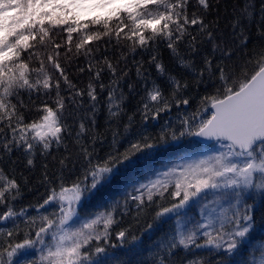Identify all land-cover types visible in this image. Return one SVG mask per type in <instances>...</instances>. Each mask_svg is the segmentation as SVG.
<instances>
[{
  "label": "snow or ice",
  "instance_id": "obj_1",
  "mask_svg": "<svg viewBox=\"0 0 264 264\" xmlns=\"http://www.w3.org/2000/svg\"><path fill=\"white\" fill-rule=\"evenodd\" d=\"M197 3L203 14L193 12L190 16L189 0H0V159L3 158L2 153L11 154L14 149H23L27 166L34 167L38 148L40 155H48L53 144L59 146L63 142L62 134L71 127L67 121L76 115L73 111L66 114V109L83 107V100L78 102L77 98H82L85 93L72 84L65 74L66 69L61 67L62 45L52 42L46 24L60 27L67 33L66 59L72 52L74 33L78 37L76 56L83 52L85 57H89L91 42L108 37L107 42L111 43L113 35L117 45L122 40L130 42L124 46L132 54L137 48L147 49L161 40L167 41V47L178 55L177 44L183 42L186 36L190 37L189 47L195 52L197 37L192 35L189 27L196 26L200 43H210L213 54L220 53L221 61L215 65L218 76L213 72L212 57H205V66L199 70L198 82L203 81L205 71L219 82L213 94L201 98V105L210 115L202 117L199 123L195 122L196 114L185 118L178 132L164 127L158 137L141 136L130 142L123 152L114 150L93 163V152L81 143L85 132V124L81 120L76 143L80 144L87 167L70 184L65 183L62 176L58 177V190L51 187L50 194L37 206L38 210L53 206L57 211L27 217L23 220V231L17 221L26 215V211L21 209L17 212L11 206V202L20 196V185L0 167V205L7 208L0 214V222L12 223L11 228L0 227V264H38L36 260L24 259L32 249L40 253L39 264H106L102 257L109 254V248L102 245L110 239V228L115 223L114 214L119 205L84 217L80 216L79 208L102 186L111 183L123 167L135 163L138 156L186 137L215 139L224 144L227 151L182 161L136 186L133 191L138 194H129L124 204L127 205L129 200L135 201L138 215L145 211L146 206L151 208L154 202L159 209L152 222L147 224L146 231L166 217L179 220L193 201L207 200L209 194L219 201L235 200L237 205L250 190L264 196V47L254 48L251 53L240 50L246 49L248 42L242 20L254 14L250 11L252 6L245 4L240 16L232 23L231 34L224 37L218 34V21H205L211 7L210 0H197ZM95 9L108 11L103 17L96 15L90 20L81 19L82 15ZM260 13L264 19V4ZM237 28H240L239 33ZM46 38H49L48 43H52V49L46 50L42 58L35 49L37 45L47 49ZM237 40H240L239 45H236ZM234 57L242 58L241 62H233L231 67L223 63ZM45 58L59 78L53 80ZM34 60L38 62L36 67L31 66ZM156 61L157 57L153 55L150 63L155 62L157 71L163 74L164 65ZM179 62L183 67H192L191 62L182 57ZM102 63L113 76L116 75L117 69L107 56L103 57ZM92 67L90 61L88 70L91 71ZM83 71L85 69L80 68V72ZM102 71L103 68L96 71L97 79ZM137 75H142L140 67H137ZM60 78L69 91L67 99L61 95ZM116 83L111 82L113 85ZM169 84L170 97H165L156 84L147 92V101L140 110L143 120L147 121L150 117L158 119L162 112L170 110L172 101L176 105L189 103L187 98H178L188 88L187 81L181 82L177 77L170 76ZM104 87L101 83V90ZM53 91L55 97L52 103L42 101L35 107L40 113L38 118L25 123L24 111L28 108L21 99V93L26 92L31 100L33 92L50 96ZM114 92L115 88L110 85L108 111L111 117H118L122 112L123 96L117 100ZM87 96L95 112L97 97L92 83L88 84ZM199 112L198 108L197 114ZM132 120L130 116L129 124L125 125L126 131ZM95 139L93 137V145ZM113 139L115 143V135ZM68 159L64 157L59 161L61 168L67 167ZM44 168L47 169L48 165L45 164ZM44 179H49L47 172ZM165 193L174 200L167 207L160 202ZM253 209L254 204L245 203L242 215L238 208L231 216L228 210L221 208L218 216L210 213L204 223L191 228L177 224L173 235L166 242L159 243L158 251L165 253L160 255L159 264H176L178 252L193 248L205 249L210 255L218 256L216 264H230L231 257L237 254L254 228ZM21 235L23 239H19ZM116 237L120 246L135 244L140 239L134 235L129 239L128 230H120ZM201 238L203 243H198ZM116 246L111 245L112 248ZM180 264H207V261L203 258L186 259ZM259 264H264V247Z\"/></svg>",
  "mask_w": 264,
  "mask_h": 264
},
{
  "label": "trees",
  "instance_id": "obj_2",
  "mask_svg": "<svg viewBox=\"0 0 264 264\" xmlns=\"http://www.w3.org/2000/svg\"><path fill=\"white\" fill-rule=\"evenodd\" d=\"M210 4L211 7L205 15V21H218V34L224 37H228L231 34L232 23L240 16L241 9L244 8L245 4L251 5L250 11H253L254 14L242 20L244 35L248 37V42L246 49L241 48L240 50H246L251 53L254 48L264 47V19H262L260 13L264 0H210ZM107 11L108 9L91 10L87 14L82 15L81 19L90 20L92 16L96 15L103 17ZM193 12L203 14L197 0H189L188 13L191 16ZM46 27H49L52 42L62 45L60 63L61 67L66 69L65 74L72 84L85 94L82 98H77L78 102L80 99L83 100V107H69L66 109V114L67 111H73L76 115L67 121L71 127L62 134L63 142L59 146L53 144L48 155H40V149L38 148L34 157V167L27 166V157L23 149H14L11 154L2 153L3 158L0 159V167L4 169L5 174L9 177H14L20 185V196L11 202V206L17 212H20L21 209L26 211L25 217H21L17 221L22 231L25 230L23 220L27 219V217H38L40 215L39 211H47L48 214L57 210L53 206H45L43 209L38 210L37 206L42 204L50 194L51 187H57L58 190V177L62 176L65 183L70 184L78 176H81L87 167V161L80 152V144L76 143V132L79 131L81 120L85 124V132L82 134L81 143L88 148L89 152H93V163H95L97 158L103 159L107 153L114 150L123 152L130 142L139 139L141 136L158 137L164 127L173 128L178 132L181 129V122L185 118H191L193 114H196L195 120L202 117L207 118L210 112L205 111L201 105V98L206 94H213L219 84L218 80L214 81L210 78L208 71H205L203 81L198 82L200 79L199 70L205 66V57L213 58V72L217 76L215 65L221 61L220 53L216 52L213 54L210 43H200V36L196 26L189 27L192 35L197 37V49L195 52H192L189 47L190 37L186 36L183 42L177 44L178 55L167 47V41L161 40H157L154 45H150L147 49L137 48L135 54H132L124 46L130 42L122 40L121 44L117 45L113 35L111 43L107 42L108 37H104L100 41L91 42L89 47L92 48V53L89 57H85L83 52L76 56L75 43L78 42V37L74 33L71 46L72 52L68 54L69 59L64 56L65 48L67 47V33L62 31L60 27H52L47 24ZM236 31L239 33L240 28H237ZM48 39L46 38L47 49L39 45L35 49L42 58L46 50L51 51L52 49V43H48ZM239 44L240 40H237L236 45ZM236 45H233V47H236ZM122 53L125 55L122 56ZM153 55L157 57L156 62H161L164 65L165 72L163 74L157 71L155 62L150 63ZM104 56H107L113 66L116 67L115 76L102 63ZM181 57L186 61H190L192 67L181 66L179 62ZM241 60L242 58L234 57L232 60L223 61V63L231 67L233 62L239 64ZM90 61L93 65L91 71L88 70ZM45 63L48 71L52 74L53 80L59 78L56 70L48 66L46 58ZM31 66H38V62L34 60ZM137 67L141 68V76L137 75ZM80 68H84L85 71L80 72ZM99 68H103V71L99 79H97L95 73ZM124 73H127V75H124ZM121 76H123V79H120ZM170 76L177 77L181 82L187 81L188 88L183 90L178 98H187L189 103L187 105H176L172 101L170 110L162 112L158 119L150 117L147 121L143 120L140 110L143 103L147 101V92L156 84L161 87L165 97H170ZM60 79L61 95L67 99L69 91L62 78ZM113 81H117V83L111 84ZM89 83H92L95 87L97 97L95 112H93L90 98L87 96ZM101 83L105 85L103 90L100 88ZM110 85L115 88L114 95L117 100L121 99V95L123 96L121 101L122 112L118 117H111L108 111ZM129 85L132 87L130 88ZM54 97V91L50 96L33 92L31 100H29L26 92L21 93V99L28 108L27 111L21 109L24 111L25 123L38 118L40 113L35 110L37 105L44 100L51 104ZM13 102L16 101L14 100ZM198 108L200 112L197 114ZM130 116L133 117V120L126 131L125 125L129 124ZM5 131L7 132L8 130L5 129ZM69 132L71 135H69ZM93 137H96L94 145ZM218 143L202 145L193 136H190L171 145H166L162 149H155L142 154L136 158L135 163L123 167L120 174L111 183L102 186L94 196L84 201L79 208L81 217L110 209L116 204L119 205L114 214L115 223L110 228V239L105 245H102L109 248V254L114 256L116 264H159L160 255L165 254L158 251L159 243L161 241L166 242L167 238L173 235V230L178 224L175 222L177 220L176 217H166L163 222H157L151 230L146 231L147 224L152 222L155 212L159 209L154 202L151 208L146 206L145 211L138 215L135 201L129 200L127 205L124 204L129 194H138L133 189L153 177L158 171L172 166L176 161L189 157L196 152L211 149ZM64 157H69L66 161L67 167L61 168L59 161ZM45 164L48 165L47 169L44 168ZM45 172L48 174V181L44 179ZM49 181L52 183H49ZM211 198L217 202V198L209 194L207 199ZM156 199L159 198H154V200ZM160 202L167 207L174 200L168 193H165ZM245 203L254 204L252 212L254 228L237 254L231 257L230 264H258L261 259V249L264 247V196L255 190H251L241 198L239 205L231 204L227 207V209H230L229 216L237 208L242 215ZM200 204L201 202L190 204L186 212L181 215L189 217L188 228L197 225L201 220ZM221 205H224V202H221ZM236 205L237 208L234 210L233 208ZM6 210L5 206L0 205V214ZM0 227L11 228L12 223L0 222ZM120 230H128L129 239L133 235L140 237L137 241L138 243L136 242L132 245L125 243L120 246V241L116 237V233ZM19 239H23V236L21 235ZM197 242L203 243V239H198ZM111 245L117 246L112 248ZM39 256V251L32 249L29 250L24 259L36 260L39 264ZM196 258H203L207 261V264H216L219 259L218 256L207 253L205 249L193 248L191 251L178 252L176 254V264H180L182 260Z\"/></svg>",
  "mask_w": 264,
  "mask_h": 264
},
{
  "label": "rangeland",
  "instance_id": "obj_3",
  "mask_svg": "<svg viewBox=\"0 0 264 264\" xmlns=\"http://www.w3.org/2000/svg\"><path fill=\"white\" fill-rule=\"evenodd\" d=\"M200 119L195 120V122L199 123ZM221 151H227V148H226V146L224 144L219 142L213 148L196 152L195 154H192L189 157H186V158H184L182 160L176 161L173 165L178 164V163H180L182 161H187V160H190V159H196V158H199V157H202V156L210 155V154L221 152ZM167 168L168 167H166V168H164V169H162L160 171L166 170ZM160 171H158V172H160ZM154 175H153V177H154ZM153 177H151V178H153ZM151 178H149V179H151ZM198 202H201V204H200L201 220L199 221L198 224L204 223L205 222V217H207L210 213L213 216H218L219 213H220L221 208H224V209L228 210V215H229L230 209H227V207L229 205H231V204H236L235 200H229L228 202L227 201H219V200H217V202H215V200L212 199V198L211 199H207V200H205L204 198H201L199 200L193 201L191 204H195V203H198ZM221 202H224V205H221ZM236 208H237V205L233 209L236 210ZM186 210H185V212H186ZM54 211H57V210H54ZM39 214H47V211H39ZM21 217H25V215L21 216ZM188 221H189V217L181 216L179 218V220H176L175 222H177L179 225H181L184 228H188L187 227L188 226ZM102 260H104L106 262V264H114V262H115L114 256L112 254H109L106 257H102ZM259 261H258V264H259Z\"/></svg>",
  "mask_w": 264,
  "mask_h": 264
},
{
  "label": "water",
  "instance_id": "obj_4",
  "mask_svg": "<svg viewBox=\"0 0 264 264\" xmlns=\"http://www.w3.org/2000/svg\"><path fill=\"white\" fill-rule=\"evenodd\" d=\"M194 139H196L199 143L203 145H208L214 141H217L215 139L203 138V137H198V136H194Z\"/></svg>",
  "mask_w": 264,
  "mask_h": 264
}]
</instances>
